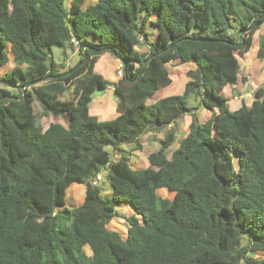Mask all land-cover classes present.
<instances>
[{
	"label": "trees",
	"instance_id": "trees-1",
	"mask_svg": "<svg viewBox=\"0 0 264 264\" xmlns=\"http://www.w3.org/2000/svg\"><path fill=\"white\" fill-rule=\"evenodd\" d=\"M65 1L0 0V264H264L254 258L264 254V83L233 111L222 93L237 82L236 53L251 48L264 0ZM258 42L264 58V35ZM53 45L78 60L49 61ZM104 52L121 62L114 82L94 69ZM174 62L194 65L182 93L155 99ZM109 86L117 114L100 120L89 104ZM34 102L53 117L45 128ZM198 106L211 117L200 121ZM186 114L169 156L173 128L142 169L121 153ZM104 170L107 199L91 184ZM74 182L85 198L66 207ZM128 205L132 214L119 212ZM115 217L124 237L107 227Z\"/></svg>",
	"mask_w": 264,
	"mask_h": 264
},
{
	"label": "rangeland",
	"instance_id": "rangeland-1",
	"mask_svg": "<svg viewBox=\"0 0 264 264\" xmlns=\"http://www.w3.org/2000/svg\"><path fill=\"white\" fill-rule=\"evenodd\" d=\"M92 0H86V3L91 2ZM65 5H69V0L65 1ZM152 38H154V35L152 36ZM259 41V40H258ZM257 41V39H255L253 46L245 53H236V57L238 58V62H239V74L242 72H249V74H251V78H253L254 80L260 81L262 79V77L264 76V66H262V63H264V58H261L258 55V45L259 42ZM79 58V55L77 53H72V50L70 49L69 45H65V46H59V45H53L51 46V52L49 53V57L48 60L51 61H55L56 65H73ZM115 57L109 53V52H104L102 53L99 58L97 59L96 63H95V71H97L98 73L102 74L106 79H108L110 82L112 81V78H119V76L116 74V67H115ZM248 64V66H247ZM65 65V66H66ZM9 66V65H8ZM5 68V67H4ZM180 68V69H179ZM168 70L170 75L173 76L174 81H173V85L172 86H166L164 88L161 89L160 91V96L163 95H170L174 94L176 92V84L179 82L176 79V76H178L179 72L180 74H184L183 69H181V67H178L176 65L173 64H168ZM245 77V76H244ZM246 78V77H245ZM224 87H228V85L224 86ZM107 94V90L104 91H96L94 93V96H102V101H105ZM67 94H64L63 97H65ZM253 96V93L251 94ZM251 96V97H252ZM117 100L116 95L114 94V92L111 93L110 95V100ZM232 102H233V98H229L228 100V105L231 107L232 106ZM115 103V102H114ZM93 106L96 105V102L94 101L92 103ZM91 106V104H90ZM34 110L35 113L37 115V121L45 128L47 127L48 123L50 121L53 120V117L51 115H44L42 112V109L40 107V105L37 102H34ZM115 110V108H114ZM205 113H200L199 114L202 116V119H204L205 117H211L212 112L209 109H205ZM204 114V116L202 115ZM100 120L102 119H109L108 117L106 118H98ZM183 119H181L182 121ZM180 121V122H181ZM164 130H162L161 132H155V133H149L150 135H143L142 136V141L144 143L143 148L141 150L135 151L133 153V155L131 156L129 153V147L126 144H122L120 146V151L121 153L126 154L128 157L131 158L130 163L132 165V167L137 168V169H142L146 166L145 161L147 160V155L158 149L159 147V140L157 139L156 136H160L161 138L163 137L164 134ZM157 133V134H156ZM159 137V138H160ZM181 137V135H177V138H175L174 142L169 146V148L167 149V155L169 156L171 151L173 149H175L178 145V140ZM148 164V163H147ZM70 187L67 188V193H69L70 191ZM100 188V196L103 199H107L111 197V187L108 183V179H107V170H104L102 172V180L99 183ZM157 193L162 196V197H167L169 199H172L174 196L173 192H168L166 189L164 188H159L157 189ZM71 201V205L76 206V201L74 198H70ZM119 212L124 213L126 215L132 214L133 210L132 208L128 205V206H121L119 208ZM107 227L109 229L112 230H116L120 233V235L122 237L125 236L126 234V228H127V223L125 222L124 219L120 218V217H115L113 218L108 224ZM84 250L86 252L87 255L91 254V249L89 246H85ZM264 254H262L261 252H258L257 254H254V258H260L263 257ZM242 264V263H241Z\"/></svg>",
	"mask_w": 264,
	"mask_h": 264
},
{
	"label": "crops",
	"instance_id": "crops-1",
	"mask_svg": "<svg viewBox=\"0 0 264 264\" xmlns=\"http://www.w3.org/2000/svg\"><path fill=\"white\" fill-rule=\"evenodd\" d=\"M93 1L94 0H92L91 2H93ZM260 35H264V23H262L260 25V27L254 32L253 41H252L251 47L253 46V43H254L255 39H257V41L259 40V36ZM142 49H145V48L143 47ZM174 63L175 64H173V65L181 67V69H183V71H184V74H180V72H179L178 76H176V79L179 82L175 86L176 92L174 94H179V93H182V91L184 89V85H185L186 81L188 80V77L185 74L186 70L194 68V65L192 63H181V64H179L177 62H174ZM8 65H9V68L12 67V63L11 62H9ZM119 66H121V62L118 59H115V67H116L115 70H117V68ZM247 66H248V64H247ZM263 66H264V63H262L261 67H263ZM170 76H171L172 81H171V83L169 85L172 86L174 78H173L172 75H170ZM117 79L116 78H112L111 80H112V82H114ZM263 83H264V76L262 77V79L260 81H257V80H254L253 78H251V74H249V72L240 73L239 76H238L237 82L234 85H228L227 88L224 87L222 89L223 95H225V97L227 98V106H228L229 110H231V111L236 110L237 108H239L241 106L242 103H245L246 105H249L251 103L252 99H253V96L251 94L254 92V89L256 88V86H258L260 84H263ZM106 90H107V94L105 96L106 98H103V99H105V101H102V96L98 97V96H94L93 95L92 100L90 102L91 106L89 104L88 110H89V113L91 115H95L97 118H101L102 119V118L108 117L109 119H112L117 114L116 110H114L115 105H116V100L115 99L114 100H110V95L113 92L112 86L107 87ZM160 91L161 90H159V92L157 94V97L155 99L164 97L163 95L160 96ZM170 95H171V93H170ZM165 96H167V95H165ZM230 97L233 98V102H232V106L231 107L228 105V100H229ZM94 101L96 102L95 106L92 105V103ZM189 104L194 106V105H196V101H194V99L190 98L189 99ZM195 112L198 114V118H199L200 121H203V120H206V119L210 118V117H205L204 119H202V116L199 114V112L200 113H202V112L205 113L206 112L205 108H203L202 106H198L196 108ZM202 115L204 116V114H202ZM205 115H206V113H205ZM181 119H183V120L181 121ZM191 119H192L191 115L190 114H186L183 117H181L180 119H178L175 123L169 125L168 127L164 128L162 130L165 131L167 129L173 128L176 131V138H177V135H179V134L181 136H183L186 133L187 129H188V125H189ZM102 120H107V119H102ZM162 130H159V131H157V130H149V131L145 132L143 135H150L151 133H155V132L158 133V132H161ZM143 135H141V138H142ZM163 136H164V134H163ZM156 137H157V139H161V137L159 135L156 136ZM141 141H142V139H141ZM143 145H144V143L142 141V146ZM135 151H138V150H135ZM135 151H131V156L133 155V153ZM130 160H131V158H130ZM145 163H146V166H147V163H148L147 160L145 161ZM69 186H71L70 187V191H69V193H67V189H66L65 204L64 205L66 207L74 206V205H71L70 198H74L75 199L76 205L81 204L84 201V198H85V191H86L85 184L74 182V183L70 184Z\"/></svg>",
	"mask_w": 264,
	"mask_h": 264
},
{
	"label": "built area",
	"instance_id": "built-area-1",
	"mask_svg": "<svg viewBox=\"0 0 264 264\" xmlns=\"http://www.w3.org/2000/svg\"><path fill=\"white\" fill-rule=\"evenodd\" d=\"M71 40L74 42L73 39H71ZM75 45H76V44H75ZM116 74H117L119 77L121 76V74H122V68H121V66H119V67L117 68V70H116ZM112 157L116 159V158L118 157L117 153H116V152H113ZM101 180H102V172L98 173V174H97V175L91 180V184L94 185V186H98Z\"/></svg>",
	"mask_w": 264,
	"mask_h": 264
},
{
	"label": "water",
	"instance_id": "water-1",
	"mask_svg": "<svg viewBox=\"0 0 264 264\" xmlns=\"http://www.w3.org/2000/svg\"><path fill=\"white\" fill-rule=\"evenodd\" d=\"M262 23H264V20H262L261 22L258 23V25H261ZM23 96L19 97L20 99L22 98Z\"/></svg>",
	"mask_w": 264,
	"mask_h": 264
}]
</instances>
